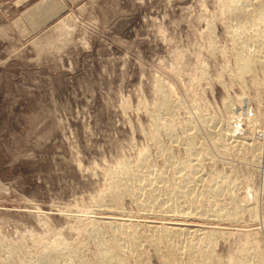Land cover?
I'll return each instance as SVG.
<instances>
[{"label": "rangeland", "instance_id": "rangeland-1", "mask_svg": "<svg viewBox=\"0 0 264 264\" xmlns=\"http://www.w3.org/2000/svg\"><path fill=\"white\" fill-rule=\"evenodd\" d=\"M29 1L0 0V264H99L122 218L139 248L127 264H201L188 251L162 257L168 245L155 246L130 195L108 213L109 172L124 162L143 173V156L162 172L161 202L237 205L228 220L148 214L216 229L207 264L264 252V56L253 76L239 71L231 0H47L19 13Z\"/></svg>", "mask_w": 264, "mask_h": 264}, {"label": "bare ground", "instance_id": "bare-ground-1", "mask_svg": "<svg viewBox=\"0 0 264 264\" xmlns=\"http://www.w3.org/2000/svg\"><path fill=\"white\" fill-rule=\"evenodd\" d=\"M239 2H241L242 4H238ZM249 2V0H231L229 6L230 9V15H232V17L234 19H237V22L234 23L233 27L230 24L231 30H232V35L231 37L233 38L234 41L236 42H242L246 45L243 44L244 47L240 46L242 43H239L238 46H240L241 49H237V56H239V58H241V60H243L240 65L237 63V65H239V71L240 70H245L248 71V75L253 76L252 74L254 73V70L256 67L255 64H259L262 62V57L264 56V0H258V7L257 9H253L251 8L253 11H249L247 10V5ZM227 4V3H226ZM227 4V5H228ZM251 7V6H250ZM228 9V10H229ZM228 12V11H227ZM228 15V14H227ZM239 19V20H238ZM229 26H227L228 28ZM229 29V28H228ZM229 33V32H228ZM230 34V33H229ZM230 36V35H229ZM230 37V38H231ZM234 44V43H233ZM238 44V43H237ZM237 46V47H238ZM231 53V52H230ZM237 59V58H236ZM263 63V62H262ZM260 65V64H259ZM264 65V63H263ZM260 67V66H259ZM258 69V68H257ZM264 69V67H263ZM261 70V69H260ZM256 71V70H255ZM257 72V71H256ZM260 72V71H259ZM257 74V73H256ZM255 74V75H256ZM257 77V76H256ZM253 81V80H252ZM262 81V80H261ZM263 83V82H262ZM157 91H161V90H157ZM159 94V93H158ZM165 95V94H164ZM163 95V96H164ZM167 100V99H166ZM240 102L238 103H242L244 102V99L241 97V99L239 100ZM158 108V106H157ZM160 108V106H159ZM247 108V107H246ZM161 109V108H160ZM157 111V110H156ZM164 112V111H163ZM233 113V112H232ZM240 113V111H239ZM238 113V114H239ZM247 113V112H246ZM155 114V112H154ZM158 114V111H157ZM229 117L231 116V112L229 110ZM153 115V114H152ZM161 115V114H160ZM159 115V116H160ZM233 115V114H232ZM158 116V117H159ZM228 117V118H229ZM232 118V117H231ZM247 118V116H246ZM257 119V118H256ZM256 119L253 120L254 122H256ZM250 120V119H249ZM253 122V123H254ZM230 123V122H229ZM228 123V124H229ZM165 124V123H164ZM227 124V125H228ZM256 124V123H254ZM233 125V124H232ZM225 126V125H223ZM163 127V126H162ZM166 127V126H165ZM222 127V126H221ZM220 129L222 130L223 128ZM226 128V127H225ZM228 128V126H227ZM226 128V129H227ZM231 129H233L234 127H231ZM229 128V129H230ZM227 131L228 134L231 133L230 131ZM219 130V129H218ZM224 130V129H223ZM225 131V130H224ZM220 134H222V131H219ZM224 133V132H223ZM227 133L225 132L224 134H222V136H224L223 138L220 137L221 139L224 140V138H227ZM230 136V134H229ZM231 137V136H230ZM229 137V138H230ZM195 138V137H194ZM153 139V138H152ZM154 139H156L154 137ZM196 139V138H195ZM191 140V139H190ZM191 142V141H190ZM194 142V141H193ZM225 143V142H224ZM163 146V145H162ZM164 148V147H163ZM161 150V149H160ZM162 152V151H161ZM164 157V156H163ZM147 158V157H146ZM144 156L142 158H140V168H143V173H141L139 171V169L133 170L135 169V167H133L132 169H130L127 165L125 164H121L118 168H115L114 170H111L109 172V181L107 182V192L108 195L110 197L109 202L110 205L113 206L114 208H116V211L114 212H108L110 214L113 215H119L120 214L117 212L119 209V204L120 202L118 201V199L121 198L122 195H130L129 198L132 202L133 200L139 205L141 206V208L143 210L146 211V213H144V215H146V218H150L151 220L148 219V221H144L142 222L143 225H146V227L149 229L148 231L151 232V236H152V242L155 244V246H158L156 243H165L166 245H168V250L165 254L163 253H159L161 254V256H169V254H172L173 252L175 253H181L184 251H188L187 253L191 254V255H196L198 260H200L201 264H207L212 262L213 259V242L215 239V234H216V229H212V228H206L203 226L202 223L198 222V223H190L188 226L181 228L182 226H177L176 222L171 223V224H165L164 222H160V221H156L155 220V216H149V213L152 212H160L161 216L163 215V219H169V222H172V218L174 217V220H183V219H188V218H192V217H196L198 220V218L200 219L201 222H203L204 220H207V218H210V216H213L211 218H214L215 220H219V218H226V220H228L227 218H229V216L234 217V216H238L240 213H238V209L234 207L232 205L225 206L224 207L226 209H222L223 211L218 212V211H213V214H208L210 213L212 210L215 209V207L218 206V204L216 205V203L213 206L212 210L208 213H206V210L203 211H199V209H196L193 207H189V205H187L188 203L184 204L185 206L187 205L188 208H182V202L180 200L177 199H172L170 196L165 197V202H161V200L159 198L164 197V195L158 198V194L160 196V194H163L164 192H161L159 190H157L156 186H154V182L157 178H159L160 181V177L162 175V172H154L153 169L150 167V163L148 162V160L146 159ZM136 163H139L138 160ZM197 163V162H196ZM195 163V164H196ZM139 165V164H138ZM152 165V164H151ZM180 165V164H178ZM183 165V164H182ZM182 165L180 166L182 168ZM194 165V164H193ZM192 165V166H193ZM136 166V165H135ZM197 166V165H196ZM132 167V166H130ZM138 167V168H139ZM178 167V166H177ZM176 167V168H177ZM185 168H187V165L185 166ZM179 171L181 170L178 167ZM184 166L182 168V171L184 173L183 170ZM190 169V168H189ZM142 170V169H141ZM158 170V169H157ZM192 170V169H191ZM195 170V167H194ZM166 171V170H165ZM178 171V170H177ZM176 171V173H177ZM181 172V171H180ZM189 172L187 170V172L185 171L184 174H181L183 177H188L186 178V180H182L180 179L182 182L187 181V179L190 181V183L192 184V181L190 179H193L192 177V173H191V177L189 178ZM166 173V172H165ZM195 174V173H194ZM167 175L166 174H163ZM185 175V176H184ZM167 176H165L166 178ZM173 177V176H172ZM182 177V178H183ZM176 178H174L175 180ZM167 180V179H166ZM165 180V182H166ZM179 180V181H180ZM157 181V180H156ZM159 181H157L159 183ZM179 182L180 184L182 182ZM194 181V179H193ZM197 181V180H196ZM156 182V183H157ZM169 182V181H168ZM188 182V181H187ZM174 183V182H173ZM223 183V182H222ZM176 184V183H175ZM162 185V184H161ZM179 185V184H177ZM196 185V184H195ZM222 185V184H221ZM181 186V185H180ZM184 186V185H183ZM194 186V183H193ZM225 186V185H222ZM147 187V188H144ZM190 187H192V185H190ZM219 187V186H218ZM226 187V186H225ZM184 188H186L184 186ZM188 188V187H187ZM198 188V187H197ZM220 188V187H219ZM225 189V188H224ZM157 190V191H156ZM198 190V189H197ZM213 190H215L213 192V194H211L208 197H211V204H212V200L213 198L216 199L217 194L216 193V188ZM212 190V191H213ZM160 193H157V192ZM167 191H170V189ZM173 191V190H172ZM171 191V192H172ZM188 191V189L185 190V194H187L186 192ZM192 191V189H191ZM211 191V192H212ZM170 192V194H171ZM144 193V194H143ZM189 193V191H188ZM200 193V192H199ZM220 193V192H219ZM168 194V193H166ZM194 193H192L193 196ZM144 195V197H142ZM176 195V194H175ZM183 195V194H182ZM209 195V194H207ZM172 196V195H171ZM178 196V195H177ZM190 197H192L190 194L188 195ZM195 196V195H194ZM104 197V195H103ZM106 196V198H109ZM128 197V196H127ZM174 197V196H173ZM142 198V199H141ZM202 198V197H201ZM218 198V197H217ZM164 199V198H162ZM190 199V198H189ZM107 200V199H106ZM105 200V201H106ZM233 199L230 197V201H232ZM108 201V200H107ZM106 201V202H107ZM164 201V200H163ZM234 201V200H233ZM196 202V201H195ZM198 202V201H197ZM200 202V201H199ZM222 202V201H221ZM224 202V201H223ZM235 202V201H234ZM162 203H167V206L164 205ZM207 203V202H206ZM236 203V202H235ZM162 204V205H161ZM209 204V203H208ZM225 204V203H224ZM237 204V203H236ZM106 205V204H105ZM108 205V204H107ZM220 205V204H219ZM239 205V204H238ZM186 206V207H187ZM210 206V204L208 205ZM255 206V205H254ZM257 206V205H256ZM140 208V207H139ZM140 208V209H141ZM204 208V207H203ZM208 208V207H207ZM211 208V207H210ZM218 208V207H217ZM256 208V207H255ZM141 209V210H142ZM158 209V210H157ZM219 209H221V207H219ZM248 209V208H247ZM251 209L253 210V208L251 207ZM102 210V209H101ZM250 210V209H249ZM111 211V210H110ZM144 211V212H145ZM208 211V210H207ZM257 211V210H256ZM142 212V211H141ZM263 212H264V206H263ZM143 213V212H142ZM212 213V212H211ZM94 216V215H93ZM127 216V215H126ZM209 216V217H208ZM114 218V217H113ZM224 218V219H225ZM263 218V217H262ZM93 219V218H92ZM110 219V218H109ZM157 219V217H156ZM125 219H117L115 221H112L111 224L109 225V228L111 230V232H114V237H115V242L112 244V246L108 245L105 249H103L100 252V263L99 264H127L126 262V255H124L125 253H128V255H137L138 254V243L136 240V231L134 230L133 227L129 226V223H126V221H124ZM211 220V219H210ZM230 221V220H229ZM233 222V221H232ZM181 223V222H180ZM184 223V222H183ZM215 223V222H214ZM219 223V222H216ZM224 223V222H223ZM185 224V223H184ZM92 225V224H91ZM139 225V224H138ZM96 227V226H95ZM144 228V227H143ZM94 230V229H93ZM104 231V230H103ZM142 231H144V229H142ZM94 232V231H93ZM96 232V231H95ZM98 232V231H97ZM105 232V231H104ZM92 233V232H91ZM100 234V233H99ZM105 234V233H104ZM113 234V233H112ZM146 234V232L144 233ZM257 234V232H256ZM96 235V234H95ZM103 236V234H102ZM148 236V235H147ZM98 237V236H96ZM105 238V237H104ZM147 239V237H145ZM183 238H188V240L183 241V245L177 244L179 243L181 240H183ZM103 239V238H102ZM101 239V240H102ZM140 239V238H139ZM199 239H203L202 242L204 244L203 248L199 247V243L197 244V241ZM100 240V242H101ZM176 243H174L175 241ZM56 241V240H54ZM145 242V241H144ZM141 243V242H140ZM57 244L59 245V243L57 242ZM105 244V243H104ZM182 244V243H181ZM101 245V244H100ZM107 245V243H106ZM79 246V245H77ZM154 246V245H153ZM158 248V247H157ZM260 248V247H259ZM248 249V248H247ZM61 248L57 247V251H60ZM246 250V249H245ZM250 251V250H249ZM254 252V251H253ZM174 256V255H173ZM160 257L162 260H164V258ZM235 257V256H234ZM172 258V257H171ZM96 259V258H95ZM129 259V258H128ZM131 259V258H130ZM182 260V258H180ZM187 259V258H186ZM193 259V258H190ZM234 260V258H231ZM132 260H134L132 258ZM131 260V263L133 262ZM161 260V261H162ZM80 261V260H79ZM97 261V260H95ZM130 261V260H128ZM216 261V259H215ZM232 261V260H231ZM163 262V261H162ZM174 262V261H173ZM182 263V261H179ZM192 262V261H191ZM97 263V262H95ZM175 263V262H174ZM173 263V264H174ZM82 264V263H81ZM133 264V263H132ZM197 264V263H196ZM213 264V263H212ZM228 264H264V252L263 250L257 252V253H253V255H249V253H247V251H245L242 256L240 257L239 261H235V262H230Z\"/></svg>", "mask_w": 264, "mask_h": 264}, {"label": "crops", "instance_id": "crops-1", "mask_svg": "<svg viewBox=\"0 0 264 264\" xmlns=\"http://www.w3.org/2000/svg\"><path fill=\"white\" fill-rule=\"evenodd\" d=\"M33 0L27 2L24 4V8L23 10L19 11V13L21 14H33V13H40L43 11H47L45 9H43V5L47 0H36L35 2H32ZM18 14V12H17Z\"/></svg>", "mask_w": 264, "mask_h": 264}]
</instances>
